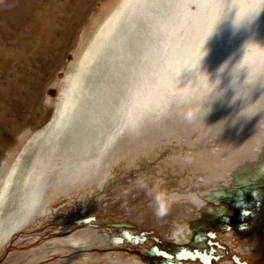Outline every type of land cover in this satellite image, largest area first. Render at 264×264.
I'll return each mask as SVG.
<instances>
[{"label":"rangeland","instance_id":"374dc122","mask_svg":"<svg viewBox=\"0 0 264 264\" xmlns=\"http://www.w3.org/2000/svg\"><path fill=\"white\" fill-rule=\"evenodd\" d=\"M244 1L236 7L250 2ZM172 2L167 17L177 15L184 4ZM119 5L120 0H0V186L22 157L15 187L1 210L13 212L24 202L18 180L33 163L30 141L61 110L68 77L76 70L73 62L90 48L98 25ZM153 6L158 10L162 2ZM190 8L194 11L197 5L190 2ZM243 35L241 31L242 40ZM103 77V83L113 80L111 73ZM99 85L86 93L87 102L80 98L84 110H95L98 118L106 94ZM120 95L121 89L107 99L111 108ZM186 102L171 106L168 127L145 137L149 146L147 141L130 145L127 139L118 140L101 181L87 179L68 193H58L70 169L51 167L44 182L51 212L36 216L0 244V264H168L170 260L154 254V247L175 256L183 248L209 252L210 240L223 247L212 264H264V96L254 112L235 111L227 104L220 110L208 97ZM90 126L93 130L96 125ZM70 141L63 142L64 148ZM142 173L162 177L164 187L175 194L163 219L153 214L151 199L134 184ZM87 218L93 220L79 222ZM127 231L140 241L127 239ZM184 232L187 244L179 238ZM77 236L90 242L72 243ZM106 237L124 241L107 242ZM175 262L205 264L199 259Z\"/></svg>","mask_w":264,"mask_h":264},{"label":"bare ground","instance_id":"6f19581e","mask_svg":"<svg viewBox=\"0 0 264 264\" xmlns=\"http://www.w3.org/2000/svg\"><path fill=\"white\" fill-rule=\"evenodd\" d=\"M157 1L162 2L158 10L153 6L156 0H120L119 7L98 25L90 48L73 62L76 70L68 77L61 110L49 126L30 141L33 163L28 173L18 180V186L24 190L21 192L24 202L18 210L1 208L8 192L15 187L14 177L22 157L1 183L0 244L9 242L12 235L24 230L43 211L51 212L46 201L48 182L44 185L45 179L49 180L46 175L51 167L70 169L65 182L57 189L58 193H68L87 179L101 181L104 179L100 180L101 175H108L118 140L127 139L130 145L147 141L145 147L149 146L150 140L145 137L168 127L166 117L172 105L179 107L185 101L187 104L195 98L208 97L216 101L220 110L227 104L239 112H251L263 98V0H250L239 7L235 4L244 0H183L180 12L170 13L168 17L167 6L174 0ZM190 2L197 5L194 11ZM241 31L245 36L243 40L239 37ZM200 51L203 56L199 57ZM108 73L113 80L103 83V76ZM98 82L104 85L106 92L99 118L95 110L85 111L80 105V98L86 101V93L94 84L99 85ZM119 89L123 95L114 97L115 104L111 108L107 99ZM100 91L101 88L96 90ZM95 118H98L96 123ZM92 124L96 125L93 130ZM78 125L77 132L68 137L67 133ZM95 134L98 135L95 137ZM68 139L70 144L64 148L63 142ZM187 198L198 206L202 204L194 195ZM91 220L93 218L79 222ZM125 233L130 236L125 234L127 239L140 241L138 236ZM186 234H179V238L185 240L183 235ZM79 237H72L71 242L77 245L80 241L90 242L89 238ZM118 238L121 237L112 239L117 241ZM105 240L108 242L110 238ZM182 250L194 252L187 248ZM153 252L170 260L168 264L191 259L177 260L174 254L158 246ZM199 252L211 264L213 252ZM195 259L198 258L191 260Z\"/></svg>","mask_w":264,"mask_h":264},{"label":"clouds","instance_id":"9594fccd","mask_svg":"<svg viewBox=\"0 0 264 264\" xmlns=\"http://www.w3.org/2000/svg\"><path fill=\"white\" fill-rule=\"evenodd\" d=\"M191 114H189L190 118ZM136 188L143 190L153 203V214L158 219H163L175 203V194L169 192L164 186L166 181L160 176L147 174L137 175L134 181ZM124 195H127L125 190Z\"/></svg>","mask_w":264,"mask_h":264},{"label":"water","instance_id":"95a60500","mask_svg":"<svg viewBox=\"0 0 264 264\" xmlns=\"http://www.w3.org/2000/svg\"><path fill=\"white\" fill-rule=\"evenodd\" d=\"M125 234L127 235L128 233H125ZM127 236H129V235H127ZM129 237H130V236H129ZM116 242H118V243H119V242H122V238H118ZM157 251H158V250H157ZM161 253H162L163 255L169 257V258L172 257V256H170L169 254H166L165 252H162V251H161ZM183 254H187V256H184ZM204 255H206V254H204ZM185 257H187V258H191V259H194V258L196 257V258L200 259V261H201L202 263L210 264L209 261L207 260V257H205V259H204V258L201 256L200 252L197 251V250H195L194 252L186 251V250H182L179 254H177V258H178V259L185 258Z\"/></svg>","mask_w":264,"mask_h":264},{"label":"flooded vegetation","instance_id":"af4514ba","mask_svg":"<svg viewBox=\"0 0 264 264\" xmlns=\"http://www.w3.org/2000/svg\"><path fill=\"white\" fill-rule=\"evenodd\" d=\"M246 183H247V182H246ZM44 214H45V211L42 212L41 216H42V215H43V216H47V215H44ZM243 214H245V212H243ZM180 236H181V235H180ZM210 236H211V235H210ZM187 237H189V236L186 235V238H187ZM211 237H215V235H214V236H211ZM113 238H114V237H113ZM111 240H113L112 237L110 238V241H111ZM177 241L180 243L179 240H177ZM187 243H188V241L185 240V241H183L181 244H187ZM209 245H211V250L209 251V253L211 254V253L213 252V254H212L213 257H214L213 260H214V259H217V258H216V257H218V256L216 255V254H217V249H219V248H223V247H221V245H219L218 242H216V243L212 242V240L209 241ZM212 249H213L214 251H216V254H215L214 251H212ZM194 251H195V250H194ZM179 252H180V251H179ZM176 258H177V254H176ZM177 259H178V258H177ZM175 260H176V259H175ZM199 260H200V259H199ZM213 260H212V261H213ZM212 261H211V264H212Z\"/></svg>","mask_w":264,"mask_h":264}]
</instances>
